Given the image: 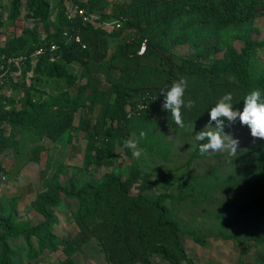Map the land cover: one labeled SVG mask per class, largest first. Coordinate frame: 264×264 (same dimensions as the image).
I'll return each mask as SVG.
<instances>
[{
    "label": "trees",
    "instance_id": "trees-1",
    "mask_svg": "<svg viewBox=\"0 0 264 264\" xmlns=\"http://www.w3.org/2000/svg\"><path fill=\"white\" fill-rule=\"evenodd\" d=\"M52 1L10 0L9 20H17L25 7L30 18L45 23L47 36L37 40L33 34L35 43L24 54L15 40L6 48L0 46V74L20 76L0 83V88L17 90L0 91V156L18 150L24 142L58 143L76 128L80 113L77 129L86 140L82 170L113 167L116 146L132 156L123 142L133 134L142 144L159 150L158 130L178 127L162 108L164 97L160 95L175 80L187 79L185 103L195 102L191 110L182 108L184 123L209 122L211 108L226 93L232 94L234 109L241 111L250 91L258 88L264 94V64L259 59L264 40L254 34V22L264 14V0H120L114 14L122 28L110 34L82 16L70 17L65 9L57 12L58 28L52 25L53 29L49 17ZM3 2L0 0V28L6 11ZM106 3L88 0L76 7L86 9L89 16ZM229 36L244 43L241 51L230 43ZM109 38L117 40L112 54ZM182 44L192 47V55L171 52ZM52 45L57 49L52 51ZM39 48L45 52L33 66L32 54ZM19 58L22 60L16 62ZM75 64L83 68L82 84L72 69ZM29 72L33 76L27 85ZM141 131L146 133L143 139ZM43 151L44 147L37 149L34 162H41ZM0 170H5L1 160ZM150 178L134 165L124 175H106L91 183L76 179L66 185L57 182L34 203L45 217L38 226L17 223V203H6L13 207L7 217H0V264H23L11 245L12 239L21 236L30 260L47 250L61 251L65 259L59 264H75L73 256L96 239L109 264H155L156 255L168 264H194L182 246L166 199L145 194ZM64 199L70 200V216L79 228L72 238L59 237L53 231L59 222L54 210ZM255 241L262 243L264 236ZM257 260L264 264L263 256Z\"/></svg>",
    "mask_w": 264,
    "mask_h": 264
},
{
    "label": "rangeland",
    "instance_id": "rangeland-1",
    "mask_svg": "<svg viewBox=\"0 0 264 264\" xmlns=\"http://www.w3.org/2000/svg\"><path fill=\"white\" fill-rule=\"evenodd\" d=\"M59 1L61 4L57 8L55 5ZM87 1L53 0V10L49 16L51 26L58 28L57 12L63 9L66 12H74L79 3ZM119 1L107 0L100 11L89 15L88 21L107 34L112 33L115 31L116 21L114 7ZM3 4L6 11L4 25L0 28L1 47L6 48L9 42L15 40L20 46L18 50L22 49L24 54L35 43L33 34L37 35V40L46 38L45 23L30 18L25 7L22 8L20 17L11 21L10 0H4ZM254 29L255 37L264 40V14L255 20ZM229 40L241 51L244 45L242 41L232 36H229ZM116 44L115 38H109V54L114 52ZM171 52L178 56H190L193 49L189 44H182L174 46ZM259 59L264 64V49L260 51ZM72 69L78 73L80 84L84 83L81 65H72ZM32 76L31 72L27 74V85H30ZM7 77L17 80L20 76L11 73L5 76ZM76 90L77 88H74L72 94H75ZM0 91L17 90L1 87ZM17 96L12 94L14 98ZM79 121L80 113L76 116V128L66 133L51 152L45 155L38 167L39 174L33 178V194L15 202L17 223L38 226L45 222V217L36 210L34 203L57 182L66 185L71 179H76L79 183H91L106 175H124L132 166L137 165L151 177L145 194L151 199H166L167 206L177 221L182 246L194 264H260L257 258L264 257V241L258 244L255 239L264 236V139L251 137L250 129L241 126L239 122L231 126H227L225 122V134L239 140L237 154H201L199 144L202 142L196 141L194 136L208 122L185 123L183 129L162 127L157 132L161 133L159 150L142 144L139 137L133 134L131 139L138 141V147L142 150L139 158L126 155L123 148L116 146L115 166L84 172L82 167L86 140L83 132L77 129ZM212 126L215 127V122ZM133 193L137 194L138 190L134 189ZM12 202L14 201L10 203ZM68 203L70 200L64 199L63 205L54 210L59 222L54 225L53 231L64 238H72L79 232L70 216ZM9 204L0 205L1 218L11 213L13 206ZM34 242L36 243L35 239ZM25 244L23 236L11 240V245L22 258L23 264H59L65 259L61 251L50 253L47 250L30 260L24 249ZM73 261L75 264H109L96 239L86 243L73 256ZM152 261L155 264H168L160 255L154 256Z\"/></svg>",
    "mask_w": 264,
    "mask_h": 264
},
{
    "label": "clouds",
    "instance_id": "clouds-1",
    "mask_svg": "<svg viewBox=\"0 0 264 264\" xmlns=\"http://www.w3.org/2000/svg\"><path fill=\"white\" fill-rule=\"evenodd\" d=\"M187 86V79L180 78L173 81L166 91L161 90L160 93L164 97L162 108L171 114L174 123L181 129L185 127L182 108L186 107L191 110L195 106V102L192 100L185 103L184 95ZM232 100L231 93L224 94L211 108L209 122L195 134V140L202 142L199 144L201 154L208 152H227L232 156L237 154L239 140L225 134V122H227V126H231L238 120L241 126H247L250 129L251 137L264 139V94L261 90L254 89L244 97L242 111L234 109ZM213 122H215V127L212 126ZM139 136L143 139L146 137V133L141 131ZM123 144L126 149L131 150L134 158L141 156L142 150L138 147V141L126 139Z\"/></svg>",
    "mask_w": 264,
    "mask_h": 264
},
{
    "label": "crops",
    "instance_id": "crops-1",
    "mask_svg": "<svg viewBox=\"0 0 264 264\" xmlns=\"http://www.w3.org/2000/svg\"><path fill=\"white\" fill-rule=\"evenodd\" d=\"M56 144H52L49 140L24 142L18 150H7L0 156L2 166L8 175L7 183H0L1 204L6 205L8 201L20 202V200L33 194V178L39 174L37 172L38 167H40L45 155L50 153ZM39 147H44V151L40 155L41 162L36 163L33 159L36 157V151ZM31 176L33 177L31 178Z\"/></svg>",
    "mask_w": 264,
    "mask_h": 264
},
{
    "label": "built area",
    "instance_id": "built-area-1",
    "mask_svg": "<svg viewBox=\"0 0 264 264\" xmlns=\"http://www.w3.org/2000/svg\"><path fill=\"white\" fill-rule=\"evenodd\" d=\"M76 14L79 15V16H82L85 20H88L89 16L86 14V11H85L84 8L76 7L74 12H71V11L69 12L70 17H73ZM114 25H115V29L122 28V24H121L120 21H115ZM66 35H67V33H66ZM76 41L79 42V43L81 42L79 37L76 38ZM56 49H57V45H52L51 50L54 51ZM144 51H145V46L142 47L141 53H143ZM44 52H45L44 48H39L32 54L33 66H35L38 57L43 55ZM21 60H22V58H19V59H16L15 61L19 62ZM5 76H6V73L0 74V83H2L5 80ZM7 181H8L7 172L5 170H0V183L1 184H5V183H7Z\"/></svg>",
    "mask_w": 264,
    "mask_h": 264
}]
</instances>
